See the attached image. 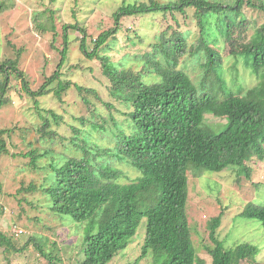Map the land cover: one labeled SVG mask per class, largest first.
I'll return each instance as SVG.
<instances>
[{"label":"trees","instance_id":"1","mask_svg":"<svg viewBox=\"0 0 264 264\" xmlns=\"http://www.w3.org/2000/svg\"><path fill=\"white\" fill-rule=\"evenodd\" d=\"M188 10H192L199 28L194 42L188 40L189 33L173 31L170 26L154 38L150 48H139L140 53L135 52L131 60L125 51L137 47L135 40L117 53L122 58L109 54L119 40L123 19L156 13L186 15ZM245 10L260 15L262 23L248 19ZM6 11L5 3L0 2V14ZM112 19L114 27L91 41L92 50L85 28L78 24L64 26L61 61L38 91L29 86L18 68V60L1 65L0 71L15 74L23 92L32 99L46 96L56 84L55 95L61 100L73 85L63 81L61 74L67 62L68 29L79 30L80 51L86 59L101 65L103 76L111 83V96L124 106L122 110L105 104L96 91L74 85L84 104L90 106L88 114L75 119L78 125L70 127L71 137L67 138L52 129L53 123L61 124V116L53 111H44L45 116L39 112L43 152L34 149L22 157L30 158L28 165L32 170L43 171L45 167L39 165L40 161L54 154L43 171L46 177L40 188L52 212L70 218L76 225L86 223L81 243L84 259L78 264H110L128 248L144 221L141 256L131 264H139L148 256L153 258V264H206L197 255L189 225L188 172L200 178L206 172L220 173L236 167L239 179L243 175L250 178L253 170L247 163L256 159L264 162V0L127 2L113 13ZM247 30H251L250 38ZM170 31L173 32L169 36ZM236 33H245L246 37L243 50L232 51L236 57L233 70L237 75L240 64L255 84L245 89L244 78L235 76L238 89L234 91L224 76V49L220 50L219 37H225V44L231 47ZM187 61L200 70L197 79L181 68ZM134 63L141 68L131 69ZM8 87V78L0 81V108L5 104ZM231 94L239 98L234 99L236 96ZM88 95H94L105 105L109 110L107 116L94 110L97 106L91 104ZM208 116L225 120L226 127L215 129L206 122ZM8 132L0 130V156L8 154ZM95 133H100L108 144L96 140ZM55 154L61 155L58 160ZM115 163L129 164L140 175L134 182L123 184L120 178L124 174ZM256 187L260 192V187ZM38 189L30 187L34 192ZM245 206L239 217L257 220L264 228V195ZM221 223L222 214L212 221V245L205 247L212 264L254 261L260 247L246 242L227 248L217 233ZM0 245L17 252L24 250L14 248L2 233ZM35 246L48 264L60 262L41 244Z\"/></svg>","mask_w":264,"mask_h":264},{"label":"rangeland","instance_id":"2","mask_svg":"<svg viewBox=\"0 0 264 264\" xmlns=\"http://www.w3.org/2000/svg\"><path fill=\"white\" fill-rule=\"evenodd\" d=\"M148 1L0 0L7 8L6 12L0 14V68L8 61L18 60V68L25 74L29 86L33 91H38L46 79L57 70L61 61V52L65 47L64 26L78 24L85 28L88 47L92 50L91 41L114 27L112 16L120 6L127 2ZM156 1L167 4L171 0ZM245 12L248 19H257L262 23L260 15L251 14L249 10ZM121 24L119 40L110 49L109 54L118 57L117 53L130 46V40H135L137 47H128V51H125L131 56L130 60L133 59L135 52L140 53L139 48H150L154 38L170 26L173 31L189 33L190 43L197 39L199 31L192 10H188L186 15L164 16L156 13L125 18ZM173 31H170L169 36ZM246 34L249 37L251 30H247ZM246 34L236 33L234 41H231V47L225 44L228 41L225 37H219L220 50L224 49L222 51L225 58L224 76L228 86L234 91L238 89L234 82L235 76L244 78L242 83L245 89L255 84V80L248 76L247 71L244 74L240 64L237 66L239 68L237 75L233 70L236 57L232 51L243 50L242 43ZM81 39L82 33L79 30L68 29L67 62L61 74L63 81H69L73 85L63 93L61 100L55 95L56 84L50 87L46 96L32 99L23 92L22 84L15 74H4L0 71V81L9 79V87L3 99L5 104L0 108V130L9 131L5 136L8 154L0 156V233L6 236L14 248L18 250L24 248L22 252H17L0 245V264H48L35 243L41 244L44 250L57 256L60 261L58 264H78L84 259L81 243L86 223L76 225L70 218L52 212L47 196L40 188L46 177L43 171L52 161L54 154H49L40 161L39 165L45 167L43 171L32 170L28 165L30 158L22 157L34 149H41L43 152L44 142L40 140L38 129L42 126L40 115L45 116L44 111H53L63 118L59 126L53 123L52 129H57L67 138L71 137L70 127L78 125L75 119L88 114L90 106L84 104L83 96L74 85L92 89L105 104L110 103L124 109V106L111 96V83L103 76L101 65L97 61L86 59L80 51ZM120 58L121 55L118 59ZM136 67L141 68L134 63L131 69L136 70ZM181 68L195 79L200 76V70H195L197 67L190 61ZM232 96L236 94H231ZM87 97L91 104L97 106L94 109L97 113L108 115L109 110L105 105H101L94 95ZM237 98L239 97L236 96L234 99ZM206 122L215 129L225 128L227 125L225 120L213 116H208ZM95 135L101 144H108L100 137V133ZM49 144L48 142L47 145ZM61 150L63 151L62 148ZM60 156L55 154L57 160ZM247 164L253 170L250 178L243 175L239 179L236 167L220 173L206 172L200 178L195 177L191 171L188 172L189 225L192 228V240L197 255L206 264H212V258L205 248L212 245L209 239L212 221L221 214L222 223L217 233L219 239L225 242V246L231 248L246 242L257 245L261 249L257 258L241 264H264V228L257 220L239 217L246 204L261 200L264 195L262 191L264 162L256 159ZM114 166L124 174L120 178L123 184L134 182L140 175L138 170L129 164L115 163ZM257 185L261 189L260 192L256 191ZM31 186L39 187L38 191H31ZM145 224L144 221L128 248L118 254L110 264H131L137 261L144 244ZM139 264H153V258L148 256Z\"/></svg>","mask_w":264,"mask_h":264}]
</instances>
